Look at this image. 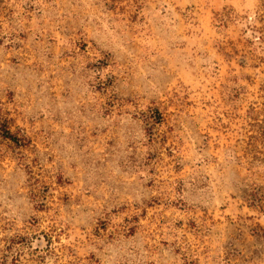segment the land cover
Segmentation results:
<instances>
[{
	"label": "rangeland",
	"instance_id": "rangeland-1",
	"mask_svg": "<svg viewBox=\"0 0 264 264\" xmlns=\"http://www.w3.org/2000/svg\"><path fill=\"white\" fill-rule=\"evenodd\" d=\"M0 264H264V0H0Z\"/></svg>",
	"mask_w": 264,
	"mask_h": 264
}]
</instances>
